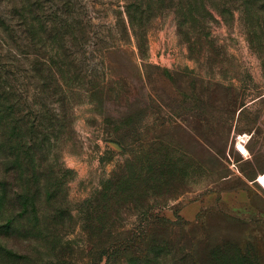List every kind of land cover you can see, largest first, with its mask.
<instances>
[{"label":"rangeland","instance_id":"rangeland-1","mask_svg":"<svg viewBox=\"0 0 264 264\" xmlns=\"http://www.w3.org/2000/svg\"><path fill=\"white\" fill-rule=\"evenodd\" d=\"M76 1L91 34L76 82L56 75L69 107L38 45L14 59L26 110L57 124L13 169L0 264H264L262 0Z\"/></svg>","mask_w":264,"mask_h":264},{"label":"trees","instance_id":"trees-1","mask_svg":"<svg viewBox=\"0 0 264 264\" xmlns=\"http://www.w3.org/2000/svg\"><path fill=\"white\" fill-rule=\"evenodd\" d=\"M252 1L258 0H242L240 6L243 7ZM262 2L260 6L264 9V0ZM82 6L81 2L76 0H0V32L4 36L2 42L7 45L4 48L0 42V48L5 53V57H0V121H3L6 127L3 135H0L2 138L0 152L3 154L1 157H4L6 163L4 181L0 185L2 188L0 207L6 204L11 207L10 209H14L15 199L11 198V188H9L13 185L12 180L15 175L13 169L16 167L22 169L23 164L27 166V161H30L33 155L37 156L40 162L44 159L40 154L44 150L45 143L40 137L45 129H41L43 125L46 128V126L53 127L54 123L57 124V117L45 116L40 107L39 114L34 115L37 119L26 110L25 100L22 103V97L17 92L14 59L18 54L21 56L28 52L27 48L29 49L30 46L38 45V54L42 56L34 57L33 70L43 82L46 79L48 81V87L44 84L41 85V89L47 93L52 86L53 90L49 93L56 94L59 90L62 91V104L65 109L69 107L68 101L71 95L66 94L69 91L59 83L56 75L61 73L63 80L68 78L76 82L75 78L80 74L77 63L71 55L70 46L91 34L90 20H86L83 16L87 8L84 6L83 10ZM128 18L133 33L137 36L134 31L136 25L133 24L134 14L131 15L129 12ZM48 50L59 54L55 58L51 57V63L46 64L41 59ZM23 59L27 61L30 57L25 56ZM23 69L27 70L25 67ZM72 74L75 76L72 77ZM65 114L68 115L67 110ZM8 226L11 228L15 225L10 223Z\"/></svg>","mask_w":264,"mask_h":264}]
</instances>
